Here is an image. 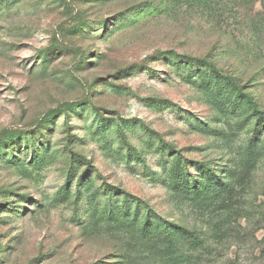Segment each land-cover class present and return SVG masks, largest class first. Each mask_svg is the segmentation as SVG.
Listing matches in <instances>:
<instances>
[{"label": "rangeland", "instance_id": "1", "mask_svg": "<svg viewBox=\"0 0 264 264\" xmlns=\"http://www.w3.org/2000/svg\"><path fill=\"white\" fill-rule=\"evenodd\" d=\"M0 264H264V0H0Z\"/></svg>", "mask_w": 264, "mask_h": 264}]
</instances>
